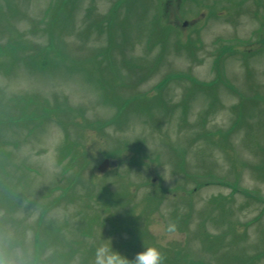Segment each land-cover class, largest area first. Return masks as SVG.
I'll use <instances>...</instances> for the list:
<instances>
[{
	"label": "rangeland",
	"instance_id": "374dc122",
	"mask_svg": "<svg viewBox=\"0 0 264 264\" xmlns=\"http://www.w3.org/2000/svg\"><path fill=\"white\" fill-rule=\"evenodd\" d=\"M109 239L264 264V0H0V261Z\"/></svg>",
	"mask_w": 264,
	"mask_h": 264
},
{
	"label": "clouds",
	"instance_id": "9594fccd",
	"mask_svg": "<svg viewBox=\"0 0 264 264\" xmlns=\"http://www.w3.org/2000/svg\"><path fill=\"white\" fill-rule=\"evenodd\" d=\"M164 169L161 175L165 180H168V170L165 167ZM165 231L171 238V235L176 233L177 226L169 224ZM104 241V243L95 248L93 264H162L163 255L160 249L155 246H145V249L137 253L134 259L129 260L126 256L113 249L111 239ZM0 264H3V261H0Z\"/></svg>",
	"mask_w": 264,
	"mask_h": 264
},
{
	"label": "water",
	"instance_id": "95a60500",
	"mask_svg": "<svg viewBox=\"0 0 264 264\" xmlns=\"http://www.w3.org/2000/svg\"><path fill=\"white\" fill-rule=\"evenodd\" d=\"M106 166H107V160H104L103 163L98 166V169L100 171H103Z\"/></svg>",
	"mask_w": 264,
	"mask_h": 264
}]
</instances>
